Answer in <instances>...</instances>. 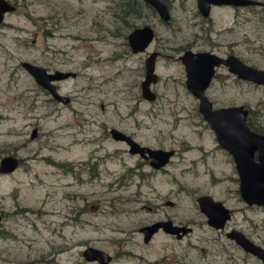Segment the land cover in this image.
<instances>
[{
	"label": "rangeland",
	"instance_id": "374dc122",
	"mask_svg": "<svg viewBox=\"0 0 264 264\" xmlns=\"http://www.w3.org/2000/svg\"><path fill=\"white\" fill-rule=\"evenodd\" d=\"M9 1L16 8L0 23V159L21 162L0 174V264H100L84 258L87 246L110 253L109 264H263L225 235L237 228L264 245V206L241 198L234 160L199 112L179 55L233 53L264 68V6H212L203 17L196 0H167L165 22L152 6L125 15L123 0ZM144 24L155 36L132 52L127 34ZM152 51L159 79L149 101L140 84ZM23 60L75 71L57 82L71 103L52 101ZM206 93L214 107L243 104L264 130V84L220 65ZM109 127L175 153L155 169ZM199 194L232 210L225 228L207 223ZM163 219L192 230L177 238L159 229L145 242L140 227Z\"/></svg>",
	"mask_w": 264,
	"mask_h": 264
},
{
	"label": "water",
	"instance_id": "95a60500",
	"mask_svg": "<svg viewBox=\"0 0 264 264\" xmlns=\"http://www.w3.org/2000/svg\"><path fill=\"white\" fill-rule=\"evenodd\" d=\"M152 6L160 18L167 22L171 14L167 0H144ZM197 8L202 16L210 15L212 5L252 6L264 5L261 0H196ZM16 5L9 0H0V23L4 21L7 12L15 10ZM155 36L154 29L149 24L135 27L127 34V40L132 52L144 51ZM157 51H152L145 59V75L141 81V95L146 100H154L157 96L151 85L158 80L155 71ZM179 59L185 69V85L198 99V110L210 124L221 147L232 156L238 173V188L241 198L248 205L264 206V131L251 128L247 122L249 108L243 104L214 107L206 90L216 73V67L227 66L228 71L238 78L264 84V68L244 62L237 55L230 53L222 56L209 50L193 51L186 49ZM22 67L30 73L35 81L45 88L55 99L67 104L70 96L57 89L55 81L76 75L75 71L55 69L49 71L46 67L23 60ZM110 135L117 140H124L132 154H139L149 160L151 167L159 169L167 164L175 153L174 149H163L144 145L117 127H110ZM36 135V128L31 132V138ZM20 164V158L8 154L0 159V174L14 171ZM199 209L206 216L207 223L214 228L223 229L232 215V210L221 200L210 194H199L196 197ZM2 214L0 212V222ZM162 229L183 237L192 230L191 226L174 224L171 219L157 220L143 225V240L149 241L152 235ZM225 235L232 239L245 252L257 257L264 264V245L249 238L243 231L230 228ZM82 255L86 260H96L100 264H109L112 255L107 251L87 246Z\"/></svg>",
	"mask_w": 264,
	"mask_h": 264
},
{
	"label": "trees",
	"instance_id": "16d2710c",
	"mask_svg": "<svg viewBox=\"0 0 264 264\" xmlns=\"http://www.w3.org/2000/svg\"><path fill=\"white\" fill-rule=\"evenodd\" d=\"M168 3V2H167ZM151 7L148 3L144 2L143 0H123V11L125 15H138L142 9V7ZM248 124L251 128L257 130V131H264L262 129H259L257 126H255L251 120H248ZM21 162V159H20Z\"/></svg>",
	"mask_w": 264,
	"mask_h": 264
},
{
	"label": "flooded vegetation",
	"instance_id": "af4514ba",
	"mask_svg": "<svg viewBox=\"0 0 264 264\" xmlns=\"http://www.w3.org/2000/svg\"><path fill=\"white\" fill-rule=\"evenodd\" d=\"M197 5V4H196ZM212 6H215V5H212ZM264 6V5H263ZM168 7H169V5H168ZM212 8V7H211ZM198 9V8H197ZM198 12H199V10H198ZM211 12V11H210ZM200 13V12H199ZM201 14V13H200ZM204 17V16H203ZM170 21V20H169ZM168 22V21H167ZM155 32V31H154ZM186 49H189V48H186ZM186 49H184L183 50V52L186 50ZM191 49V48H190ZM158 52V51H157ZM182 52V53H183ZM151 53V52H150ZM149 53V54H150ZM159 53V52H158ZM181 53V54H182ZM148 54V55H149ZM180 54V55H181ZM228 54H230V53H228ZM228 54H226V55H222V56H227ZM147 55V56H148ZM179 55V56H180ZM157 57V56H156ZM146 59V58H145ZM227 67V66H226ZM217 68V67H216ZM55 70V69H54ZM214 77V76H213ZM237 77V76H236ZM158 79H159V77H158ZM213 79V78H212ZM59 81H61V80H58V81H55V84H56V86H57V89L58 90H60L59 88H60V86H59V84L57 83V82H59ZM158 81V80H157ZM45 89V88H44ZM46 90V89H45ZM47 91V90H46ZM47 93L50 95V99L52 100V101H58V102H60L59 100H57V99H55L54 97H52V95L49 93V91H47ZM71 100H72V97H70V102H68L67 104H69V103H71ZM247 122H248V117H247ZM250 126V125H249ZM99 129H100V133L101 134H99V135H96L95 137H94V139L95 140H97V139H101L102 138V128H101V125L99 124ZM109 129H110V127L109 128H107L105 131H106V133H107V135H110V132H109ZM121 130V129H120ZM123 132H125V133H127V134H130L134 139H135V137H134V135H133V133H130V132H127V131H125V130H122ZM111 136V135H110ZM112 137V136H111ZM113 138V137H112ZM114 139V138H113ZM116 141H120V142H124V143H126L124 140H117V139H115ZM139 142V141H138ZM126 145L128 146V144L126 143ZM139 155V154H138ZM140 156V155H139ZM143 158V157H142ZM144 159V158H143ZM144 160H147L148 162H149V160L148 159H144Z\"/></svg>",
	"mask_w": 264,
	"mask_h": 264
}]
</instances>
